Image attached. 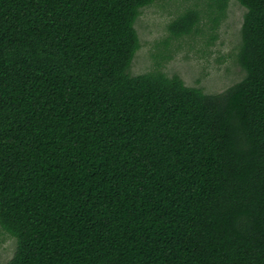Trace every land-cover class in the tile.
<instances>
[{"label":"trees","instance_id":"1","mask_svg":"<svg viewBox=\"0 0 264 264\" xmlns=\"http://www.w3.org/2000/svg\"><path fill=\"white\" fill-rule=\"evenodd\" d=\"M155 1L0 0L7 264H264V0H236L244 77L219 94L130 74Z\"/></svg>","mask_w":264,"mask_h":264},{"label":"rangeland","instance_id":"2","mask_svg":"<svg viewBox=\"0 0 264 264\" xmlns=\"http://www.w3.org/2000/svg\"><path fill=\"white\" fill-rule=\"evenodd\" d=\"M209 0H156L140 10L135 22L140 48L134 55L130 74L159 70L182 79L188 87L205 94H219L238 83L244 72L237 62L241 27L246 9L227 0L223 15L214 26ZM187 9L199 11L201 21L189 36L170 38L168 24ZM213 26V27H212ZM166 44V45H165ZM17 249L14 237L0 228V264H7Z\"/></svg>","mask_w":264,"mask_h":264}]
</instances>
